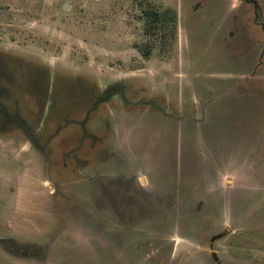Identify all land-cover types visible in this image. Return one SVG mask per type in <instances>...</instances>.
<instances>
[{"label": "rangeland", "instance_id": "obj_1", "mask_svg": "<svg viewBox=\"0 0 264 264\" xmlns=\"http://www.w3.org/2000/svg\"><path fill=\"white\" fill-rule=\"evenodd\" d=\"M0 105V264H264V0H0Z\"/></svg>", "mask_w": 264, "mask_h": 264}, {"label": "flooded vegetation", "instance_id": "obj_2", "mask_svg": "<svg viewBox=\"0 0 264 264\" xmlns=\"http://www.w3.org/2000/svg\"><path fill=\"white\" fill-rule=\"evenodd\" d=\"M0 107H1V105H0ZM0 112H1V110H0ZM10 120V119H9ZM218 237V236H217ZM216 238V237H215ZM214 261V263H216V264H221V262L219 261L218 263L215 261V260H213Z\"/></svg>", "mask_w": 264, "mask_h": 264}, {"label": "trees", "instance_id": "obj_3", "mask_svg": "<svg viewBox=\"0 0 264 264\" xmlns=\"http://www.w3.org/2000/svg\"><path fill=\"white\" fill-rule=\"evenodd\" d=\"M155 19H156V20L159 19V16H158L157 14L155 15Z\"/></svg>", "mask_w": 264, "mask_h": 264}]
</instances>
